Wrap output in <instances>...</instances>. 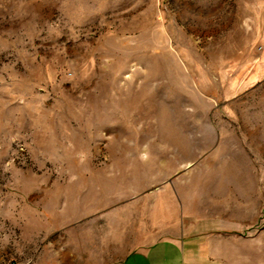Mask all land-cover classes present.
Wrapping results in <instances>:
<instances>
[{"label": "rangeland", "instance_id": "rangeland-1", "mask_svg": "<svg viewBox=\"0 0 264 264\" xmlns=\"http://www.w3.org/2000/svg\"><path fill=\"white\" fill-rule=\"evenodd\" d=\"M213 158L264 172V0H0V264H86Z\"/></svg>", "mask_w": 264, "mask_h": 264}, {"label": "crops", "instance_id": "crops-1", "mask_svg": "<svg viewBox=\"0 0 264 264\" xmlns=\"http://www.w3.org/2000/svg\"><path fill=\"white\" fill-rule=\"evenodd\" d=\"M187 172L189 184H177L183 179L178 174L160 212L158 198H151L144 232L136 222L125 226L120 213L109 214L111 232L99 249L87 253L86 264H264V172L259 162L204 159ZM159 216L162 237L142 243L158 237ZM128 233L136 243L127 244Z\"/></svg>", "mask_w": 264, "mask_h": 264}]
</instances>
